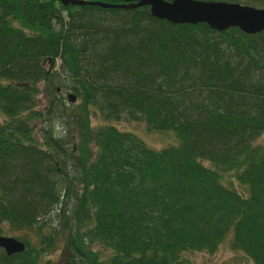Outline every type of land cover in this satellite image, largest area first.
I'll return each instance as SVG.
<instances>
[{
    "label": "trees",
    "instance_id": "16d2710c",
    "mask_svg": "<svg viewBox=\"0 0 264 264\" xmlns=\"http://www.w3.org/2000/svg\"><path fill=\"white\" fill-rule=\"evenodd\" d=\"M81 1L0 0V224L25 244L0 247V264H41L61 238L62 264H191L184 252H214L230 232L264 264V148L253 144L264 132V30ZM97 111L173 130L179 144L154 149L93 126Z\"/></svg>",
    "mask_w": 264,
    "mask_h": 264
},
{
    "label": "rangeland",
    "instance_id": "374dc122",
    "mask_svg": "<svg viewBox=\"0 0 264 264\" xmlns=\"http://www.w3.org/2000/svg\"><path fill=\"white\" fill-rule=\"evenodd\" d=\"M240 2L246 5L256 8H262V5L254 0H240ZM66 96V92H63ZM41 101L43 99L40 95ZM91 125L109 123L113 124L117 128L125 131H130L140 137L149 147L154 149H161L168 146L179 144V139L173 130L156 131L147 127V124L142 119H131L129 116L122 114L118 119H104L100 116L99 112L91 114ZM253 144L259 148H264V132H262L254 141ZM206 166L212 167V164L208 161H202ZM222 182L234 188L243 196L247 195V189L244 185L237 182L234 172L221 171ZM1 235L20 237L24 233L20 230H13L7 223L0 224ZM29 237L35 245H37V238L34 233L29 232ZM231 232L221 241L217 249L214 252L206 251H187L183 253V256L190 261L191 264H254L253 261L242 251L234 249L231 245L232 236ZM65 238H61L57 245L48 253L40 256L41 264H62L65 257ZM90 247L97 251L101 259L108 258L112 251L109 248L103 247L99 243H90Z\"/></svg>",
    "mask_w": 264,
    "mask_h": 264
},
{
    "label": "water",
    "instance_id": "95a60500",
    "mask_svg": "<svg viewBox=\"0 0 264 264\" xmlns=\"http://www.w3.org/2000/svg\"><path fill=\"white\" fill-rule=\"evenodd\" d=\"M64 5L83 4L81 0H59ZM117 3L95 1L102 7L121 6L136 8L148 6L152 16L165 19L175 24L207 23L210 27L223 31L229 27H237L245 33L254 34L264 30V8L228 2L223 0H112ZM68 102L73 103L77 97L66 92ZM0 247L7 255L21 252L25 248L23 241L16 237L0 235Z\"/></svg>",
    "mask_w": 264,
    "mask_h": 264
},
{
    "label": "flooded vegetation",
    "instance_id": "af4514ba",
    "mask_svg": "<svg viewBox=\"0 0 264 264\" xmlns=\"http://www.w3.org/2000/svg\"><path fill=\"white\" fill-rule=\"evenodd\" d=\"M56 1L62 3V2L59 1V0H56ZM88 1H93V0H88ZM95 1L108 2V3H117V1H112V0H95Z\"/></svg>",
    "mask_w": 264,
    "mask_h": 264
}]
</instances>
